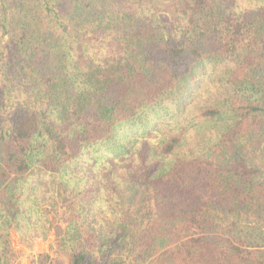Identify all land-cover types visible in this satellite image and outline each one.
I'll list each match as a JSON object with an SVG mask.
<instances>
[{
    "label": "trees",
    "instance_id": "trees-1",
    "mask_svg": "<svg viewBox=\"0 0 264 264\" xmlns=\"http://www.w3.org/2000/svg\"><path fill=\"white\" fill-rule=\"evenodd\" d=\"M264 264V0H0V264Z\"/></svg>",
    "mask_w": 264,
    "mask_h": 264
},
{
    "label": "rangeland",
    "instance_id": "rangeland-1",
    "mask_svg": "<svg viewBox=\"0 0 264 264\" xmlns=\"http://www.w3.org/2000/svg\"><path fill=\"white\" fill-rule=\"evenodd\" d=\"M15 249L21 251V254L18 258V261L15 264H29L30 258L33 255H36L40 251H43L47 247L46 242L37 241L33 249H26L20 245L17 241V238H14Z\"/></svg>",
    "mask_w": 264,
    "mask_h": 264
}]
</instances>
